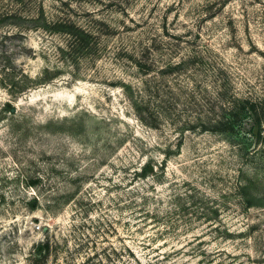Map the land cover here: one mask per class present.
<instances>
[{"label": "rangeland", "instance_id": "obj_1", "mask_svg": "<svg viewBox=\"0 0 264 264\" xmlns=\"http://www.w3.org/2000/svg\"><path fill=\"white\" fill-rule=\"evenodd\" d=\"M235 100L260 140L218 129ZM47 242L264 264V0H0V264Z\"/></svg>", "mask_w": 264, "mask_h": 264}, {"label": "trees", "instance_id": "obj_2", "mask_svg": "<svg viewBox=\"0 0 264 264\" xmlns=\"http://www.w3.org/2000/svg\"><path fill=\"white\" fill-rule=\"evenodd\" d=\"M232 104L234 107L231 108L227 105L220 107L221 119L217 122L219 125L218 129L246 141H253V139L260 140L263 120L257 104L249 100H235ZM256 127L258 128L257 135L254 133ZM50 252V242L40 245L35 250V255L39 258L32 264H42L44 260H47Z\"/></svg>", "mask_w": 264, "mask_h": 264}, {"label": "water", "instance_id": "obj_3", "mask_svg": "<svg viewBox=\"0 0 264 264\" xmlns=\"http://www.w3.org/2000/svg\"><path fill=\"white\" fill-rule=\"evenodd\" d=\"M11 112L14 113L15 109H12ZM257 132H258V128L256 127L255 130H254L255 135H257Z\"/></svg>", "mask_w": 264, "mask_h": 264}]
</instances>
